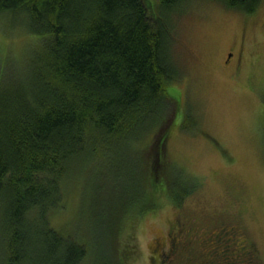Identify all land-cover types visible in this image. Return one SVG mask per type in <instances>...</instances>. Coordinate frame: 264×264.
Masks as SVG:
<instances>
[{
    "label": "trees",
    "instance_id": "16d2710c",
    "mask_svg": "<svg viewBox=\"0 0 264 264\" xmlns=\"http://www.w3.org/2000/svg\"><path fill=\"white\" fill-rule=\"evenodd\" d=\"M186 1L158 4L172 10ZM219 1L252 13L264 0ZM2 13L22 17L42 40L31 75L22 77L26 62L0 75V264H129L119 234L149 204L139 176L130 178L129 200L107 202L114 208L89 224L78 217L65 232L50 215L64 206L79 162L96 157L103 165L110 153L146 150L150 140L171 176L159 185L155 168L151 184L165 186L176 204L196 188L165 154V129L177 112L169 86L179 72L170 27L145 0H0Z\"/></svg>",
    "mask_w": 264,
    "mask_h": 264
},
{
    "label": "rangeland",
    "instance_id": "374dc122",
    "mask_svg": "<svg viewBox=\"0 0 264 264\" xmlns=\"http://www.w3.org/2000/svg\"><path fill=\"white\" fill-rule=\"evenodd\" d=\"M145 2L150 13L170 27L179 71L169 86L177 98V112L165 129V154L197 186L176 204L165 186L152 185L155 168L162 174L159 185L165 181L168 186L171 176L161 154L152 149L156 140H150L146 150L138 146L139 151L129 147L110 153L103 165L96 164V157L91 163L79 162L65 183V204L52 211L51 223L66 232L78 217L88 224L96 220L107 202L122 195L128 198L134 174L139 176L137 183L146 181L149 204L143 213L130 217L119 234L129 264H154L157 239L168 243L172 220L174 228L175 220L183 217L193 224L196 249L208 229L227 222L252 240L257 264H264V1L252 13L219 0H188L172 10H163L158 0ZM14 21L11 13L0 14V75L16 74L17 66L26 62L24 78L31 75L32 55L42 39L29 31L22 17ZM232 52V64L227 66L224 60ZM140 198L134 207H140ZM2 247L0 232V259ZM196 249L188 253L190 261L174 263L197 264L202 250Z\"/></svg>",
    "mask_w": 264,
    "mask_h": 264
},
{
    "label": "flooded vegetation",
    "instance_id": "af4514ba",
    "mask_svg": "<svg viewBox=\"0 0 264 264\" xmlns=\"http://www.w3.org/2000/svg\"><path fill=\"white\" fill-rule=\"evenodd\" d=\"M233 54L232 52L230 56H226L225 65L231 66ZM237 60L235 68L239 69V57ZM187 115L190 116L188 113ZM171 201L173 203V198ZM171 224L172 227L166 236L168 243L157 239L159 248L156 257H153L154 264H175L179 259L188 262L193 258L188 254L196 249V244L193 245L195 231L192 222L183 217L175 220L174 228L173 220ZM196 250H202L201 259L197 264H206L208 261L215 264H257L258 251L252 240L241 230L237 231L235 225L227 222L208 229L197 243ZM210 255L214 259L209 257Z\"/></svg>",
    "mask_w": 264,
    "mask_h": 264
}]
</instances>
